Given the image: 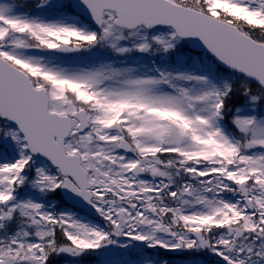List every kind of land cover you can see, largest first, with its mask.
<instances>
[{
	"label": "snow or ice",
	"instance_id": "1",
	"mask_svg": "<svg viewBox=\"0 0 264 264\" xmlns=\"http://www.w3.org/2000/svg\"><path fill=\"white\" fill-rule=\"evenodd\" d=\"M0 264H264V0H0Z\"/></svg>",
	"mask_w": 264,
	"mask_h": 264
}]
</instances>
